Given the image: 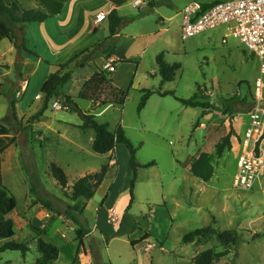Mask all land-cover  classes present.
Masks as SVG:
<instances>
[{"label": "rangeland", "instance_id": "rangeland-1", "mask_svg": "<svg viewBox=\"0 0 264 264\" xmlns=\"http://www.w3.org/2000/svg\"><path fill=\"white\" fill-rule=\"evenodd\" d=\"M15 1H18V13L37 8L29 0H3L9 6ZM132 1L122 9V18L127 22L115 41L107 42L110 36L107 28L94 34L90 26L75 50L89 51L81 52L76 58L75 51L60 55L59 63L75 58L65 70L70 68L74 79L64 86L62 93H69L83 113H102L97 115V121L109 123L111 131L122 127L137 148L139 163L156 165L138 171L132 201L133 172L128 150L122 145L113 155L95 153L92 149L95 132L81 128L80 113L68 107L53 108L55 101L63 104V98L52 99L45 111L43 102L42 118L34 113L16 123L11 114L16 138L11 153L3 157L4 186L17 201V208L10 215L15 222L14 241L27 245L30 251L25 258L18 251L0 253V264H36L41 256L37 249L39 237L60 249L58 260L52 264H194L196 255L203 251L224 250L217 239L183 243L186 234L210 225L221 233L235 230L239 235V244L215 264H264V176L252 191L234 186L238 174L236 138L245 137L256 82L260 77L264 81V60L247 51L234 37L227 36L224 42L229 34L226 27L183 40V10L188 3L203 0L185 4V0H156V8L147 10L143 16L139 10L145 6L133 9ZM82 2L70 0L60 20L67 18L70 23ZM78 15L74 32L83 29L91 12L80 8ZM12 27L14 49L6 55L7 65L0 61L3 64L0 117H6L10 111L11 90L15 86L21 89L24 81L16 77L17 57L34 52L45 63H52L57 51L68 45L59 19L45 25ZM19 38L25 43L24 50L14 46ZM3 42L0 49L4 52L10 42L8 39ZM100 44L106 47L100 48ZM100 50L111 51L119 59L117 73L110 77L114 85L128 91L122 107H95L78 98L81 82H76V77L86 78L102 69ZM161 53L167 63L181 66L173 81L162 82L156 62ZM46 69H50L47 64ZM198 87H201L198 101L207 105L205 109L188 107L180 101L191 100ZM143 90L154 94L140 110ZM225 108L232 112L227 113ZM24 109L17 107L20 118ZM229 134H233L232 149H225L219 156L216 146ZM204 152L211 155L215 166L214 177L209 182L194 177L189 168L190 161ZM111 160L114 168L110 167L95 196L91 200L73 201L74 183L88 174L99 173ZM51 164L64 169L68 176L66 189L51 175ZM106 197L108 200L104 201ZM38 200L51 201L57 213L35 205ZM75 204L86 205L79 216L80 226L68 221L65 215L68 207ZM113 210L119 220L109 224L108 213ZM126 221L129 224L134 221L137 229L132 231ZM80 227L90 231L82 246L76 233ZM145 234L150 238L141 241ZM133 241L141 242L134 247Z\"/></svg>", "mask_w": 264, "mask_h": 264}, {"label": "trees", "instance_id": "trees-1", "mask_svg": "<svg viewBox=\"0 0 264 264\" xmlns=\"http://www.w3.org/2000/svg\"><path fill=\"white\" fill-rule=\"evenodd\" d=\"M31 4H35L37 8L23 10L18 13V1H15L10 6L4 4L3 0H0V43L8 39L12 41L14 39L15 33L12 26L21 25L22 27L27 24H42L47 20H50L54 15L60 13L64 4L67 0H29ZM217 2L207 4L206 7L211 6ZM156 7L155 3L151 1L148 8L154 9ZM9 20V21H8ZM109 20V30L110 36L108 38L110 42L114 41L116 35H118L121 27L123 26L124 20L118 15L116 11H112L108 17ZM21 27V31H24ZM15 48L19 50L25 49V43L21 47L17 46V42L14 44ZM31 55L36 58H40L39 55L34 52H30ZM68 62L66 64L60 65V70L55 74H51L47 77L42 85L41 93L44 96V111L48 108V103L52 99H59L63 97V104L68 107L71 111H77L81 115L83 125L81 128L83 130H93L95 132V138L92 143V149L95 153L100 155H106L113 152L117 145H124L129 152V164L133 172V179L131 181V200L133 201V191L135 180L137 178V173L140 169L155 166L154 162L147 165H142L139 163L137 158V148L128 139L124 129L118 127L117 130L111 131L109 123H100L97 121L96 116L92 114L83 113L80 108L72 107L75 102L73 99L62 93L65 85H67L72 80V72L65 71L68 66L72 63ZM158 72L161 76L162 82L173 81L178 72L181 69L179 64H169L164 59V54L161 53L156 58ZM111 72L100 69V71L95 72L83 85L79 92L78 98L82 101L97 104L102 107L113 106L122 107L125 105L128 99V91H125L119 87H116L113 83V79L110 77ZM21 77V76H20ZM198 87V92L193 96L191 100H180L185 106L188 107H201L206 108V104L198 101L201 99ZM143 96L139 106L140 110H143L148 100L154 94L151 91L143 90ZM166 95V94H165ZM254 99V96H253ZM211 107L210 105H208ZM227 113L232 112L229 108H225ZM43 112L38 115L41 116ZM12 116L16 119V112L14 109V103H12ZM233 134L225 136L222 141L216 146L217 154L222 156L225 149H232V138ZM14 139L10 144L14 143ZM8 146L0 149V241L3 244L0 246V253L5 251H18L21 252L25 258L30 251L27 245L19 244L14 241L15 238V222L10 216L17 208V201L12 195L10 190L4 186L3 178V158L2 155ZM191 165L190 172L194 177L200 179L203 182H209L212 180L215 174V166L212 162V157L209 153H201L199 157L190 161ZM50 172L55 181L64 189L68 187V176L64 169L57 164H51ZM109 173V165L103 166L99 173L88 174L80 179H78L72 186L71 198L73 201L79 199L91 200L98 189L101 187L107 175ZM34 189V188H33ZM107 197L104 199L106 201ZM35 205H39L42 208L48 209L51 213H57L54 205L49 200H38ZM86 205H70L65 212L67 220H71L75 225L80 226L79 216H81L85 211ZM129 224V222L126 221ZM129 226L131 230L137 229V224L131 221ZM124 227V225H122ZM77 239L80 241V245H83V238L87 236L90 231L80 227L76 231ZM150 238L149 234H145L141 241L148 240ZM209 239H217L219 243L224 247V250L217 252L214 249H208L196 255L194 258V264H215L223 257L227 256L233 247L239 244V235L235 230H228L223 233L219 232L214 226H206L199 228L191 233H188L183 238L184 244L201 243ZM141 241H133L132 246L138 245ZM37 249L40 253V258L36 261V264H52L57 261L60 255V249L57 245L44 240L39 237L37 240ZM6 264H12L10 262Z\"/></svg>", "mask_w": 264, "mask_h": 264}, {"label": "built area", "instance_id": "built-area-1", "mask_svg": "<svg viewBox=\"0 0 264 264\" xmlns=\"http://www.w3.org/2000/svg\"><path fill=\"white\" fill-rule=\"evenodd\" d=\"M151 0H133L132 7L140 9ZM199 1L188 3L182 13L181 36L183 40L192 39L208 31L226 27L227 36L238 39L244 48L264 60V0H224L211 6ZM108 13L99 15L96 23L108 18ZM111 73L116 71L113 60L103 68ZM264 71V69H263ZM28 81L22 84L25 91ZM264 81L258 78L255 88L254 106L249 112L250 122L243 139L236 138L238 152V174L234 186L240 190L252 191L264 176ZM64 104L53 103L55 110H63ZM119 220L116 211L108 213L107 221L114 224Z\"/></svg>", "mask_w": 264, "mask_h": 264}, {"label": "crops", "instance_id": "crops-1", "mask_svg": "<svg viewBox=\"0 0 264 264\" xmlns=\"http://www.w3.org/2000/svg\"><path fill=\"white\" fill-rule=\"evenodd\" d=\"M69 1L70 0H67V2L64 4L60 13L54 15V17L52 19L47 20L46 22L42 23L45 25L49 21L59 19V23L62 24V34H63V36H67L68 45L64 48H60L57 51V53H58L57 58L52 63H45L41 59V57L36 58L35 56H33L29 53H28L29 55H27L26 57H21V58L19 56L17 57V64H19L18 65L19 70L16 72L17 80H18V77L21 76L20 78H23L24 81L25 80L28 81V85H27V88L25 91H22V87H21V89H19V88L16 89V86L11 90L10 104L14 103V109L16 112V119H14L13 116H12V119L16 123L22 121L24 119V117H26V120H27L30 118V116L32 114H34V113L39 114L40 112H42L43 102H44V96L41 93L42 85L49 75L55 74L56 72H58L60 70V68H59L60 65L66 64V63H59L58 60L60 58V55L63 53H66V52L68 53L69 51H71V52L75 51L76 48H78L77 46H79L83 42V38H84V35L86 34V32L88 30V27L91 26V31L94 34L98 33L101 28H102V30L105 28H107L109 30L108 18L106 20L100 22V23H96V18L99 15L104 14V13L110 14L112 11H116L118 13V15L122 18V16H124L121 13L122 9L124 8V6L128 5L131 0H79V1H83L85 3L82 2L77 6V11L72 16V20L70 21V23H67L68 19L65 18L64 20H60V16L62 15V13H63V11H64V9H65V7ZM151 1H153L156 5V0H151ZM189 1H191V0H185L184 4L189 2ZM219 1H224V0H203V2H201V3L202 4H211L213 2H219ZM132 2H131V5H132ZM148 5L145 6L142 10H139L140 16H143L147 10H154L156 8L155 7L154 9H150V8H148ZM80 8L85 9L87 12H91V17L89 19H86L83 29H80L79 31L77 30L76 32H74L73 31L74 24L79 19V16L81 15V14L78 15ZM133 9H135V8H133ZM82 13H83V11H82ZM108 17H109V15H108ZM122 19L124 20V24H125L127 22V20H125L124 18H122ZM173 19H174V17H172L170 20H173ZM161 23H163V24L165 23L163 18L161 19ZM166 31H167V29H166ZM109 34H110V30H109ZM119 36H120V31H119L118 35L115 36L114 41ZM3 41L0 43V45L2 43H4ZM9 42H10V44L6 46V50L4 52L0 49V53H1L0 61H4V65H7V56L6 55L11 53L14 49L11 41H9ZM107 42H108V39H107ZM109 42H110V40H109ZM99 47L105 48L106 46H103L102 44H100ZM79 50H83V48H81ZM84 51H89V50L85 49L81 52H84ZM106 52L111 53V51H106V50L105 51L102 50V52L100 50V52L98 53V55L103 54L102 55L103 63L101 65L102 69L104 68L105 64L107 62H109V60H113L115 62V65H116V71L113 73L116 74L117 73V63L119 62V59L113 53H111V54L109 53V55H105ZM80 53H77V51H75V58ZM75 58H72L70 61H67V63L73 61ZM19 61H21V62H19ZM46 64H47V66H49V68H50L49 70L46 69ZM2 65L3 64H0V67H2ZM69 71H71L70 68H69ZM92 75L93 74L88 75V76L86 75V78H85V75L81 76V77H79V76L76 77V82H81L80 90L82 89L84 83ZM16 77H15V81H16ZM73 79H74V73L72 72V80L71 81H73ZM10 81H12V79ZM113 81H114V79H113ZM13 84H15V83H13ZM115 86L119 87L118 85H115ZM64 91H65V93L67 92L66 90H64ZM67 95L70 96L69 93H67ZM94 105H95V107H102V106H99L97 104H94ZM18 106L25 108L24 111L22 112V114H23L22 118H20L18 113H17V107ZM109 106H111V105H109ZM109 106H106V107H109ZM30 112H33V113H30ZM11 114H12V106H11L10 111L6 117H0V149L8 146L7 149L5 150V152L3 153L2 158L4 157V155L6 153H11L10 150L12 149L13 144H10V142L12 141V139L16 138V135L14 134L13 129H12V127H13L12 122H10V115ZM100 114H102V113H98V114L96 113L95 114L96 119H97V115L99 116ZM43 116H44V113L41 115V118ZM121 146L122 145H117L115 150L109 154L113 155L114 153H116V151ZM113 162H114V160H111V162L109 164V169H110V167H111V169L114 168ZM117 167H119V162H117ZM190 167H191V165L189 164V168ZM106 200H108V199H106Z\"/></svg>", "mask_w": 264, "mask_h": 264}, {"label": "water", "instance_id": "water-1", "mask_svg": "<svg viewBox=\"0 0 264 264\" xmlns=\"http://www.w3.org/2000/svg\"><path fill=\"white\" fill-rule=\"evenodd\" d=\"M22 43H23L22 38H19V40H18V42H17V46H18V47H21V46H22ZM60 98L62 99L63 97H60ZM72 107H74V108H76V109L79 108V107L76 105V103L73 104Z\"/></svg>", "mask_w": 264, "mask_h": 264}]
</instances>
